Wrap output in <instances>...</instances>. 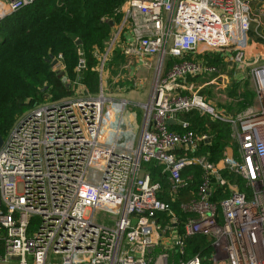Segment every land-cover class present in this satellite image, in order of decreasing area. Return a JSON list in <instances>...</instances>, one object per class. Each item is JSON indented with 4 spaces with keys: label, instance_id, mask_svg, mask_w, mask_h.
Here are the masks:
<instances>
[{
    "label": "built area",
    "instance_id": "obj_1",
    "mask_svg": "<svg viewBox=\"0 0 264 264\" xmlns=\"http://www.w3.org/2000/svg\"><path fill=\"white\" fill-rule=\"evenodd\" d=\"M0 1L1 20L36 0ZM254 1L124 0L121 28L132 40L123 57L142 67L159 58L139 134L127 102L103 85L120 30L102 54L96 92L34 105L3 141L0 264H264V66L251 71L254 105L233 118L191 82L218 72L195 62L198 49L258 64L245 62ZM219 78L204 85L226 87ZM188 114L230 124L235 153L217 165L198 154L208 136L178 119Z\"/></svg>",
    "mask_w": 264,
    "mask_h": 264
},
{
    "label": "trees",
    "instance_id": "obj_2",
    "mask_svg": "<svg viewBox=\"0 0 264 264\" xmlns=\"http://www.w3.org/2000/svg\"><path fill=\"white\" fill-rule=\"evenodd\" d=\"M123 2L36 0L0 20V138L3 141L18 118L34 105L71 95L60 74L51 68L58 56L64 72L73 80L81 52L86 68L80 81L88 92L94 93L95 52L103 50L111 24L119 20ZM195 115L180 116L197 135L207 134V141L199 143L198 154L217 165L230 146L229 130L226 124ZM146 166L153 168L152 164ZM199 172V168L191 170L194 179H198ZM196 246L194 243L193 250Z\"/></svg>",
    "mask_w": 264,
    "mask_h": 264
},
{
    "label": "crops",
    "instance_id": "obj_3",
    "mask_svg": "<svg viewBox=\"0 0 264 264\" xmlns=\"http://www.w3.org/2000/svg\"><path fill=\"white\" fill-rule=\"evenodd\" d=\"M0 5L2 6V3L0 1ZM253 22V20H252ZM121 16H119V20L116 21V23L111 24L110 26V31L108 33V37L106 39V41L103 44V50L101 52H95V56H96V67L94 68V71L96 72L97 75V83H96V87H95V91L96 92L98 90V72L97 70L100 68L101 65V57L102 54L104 53V51L106 50L107 47V43H109L110 39L114 36H116L120 30L121 32L118 34L117 36V43L116 45H114L111 49V53L108 55L107 59H106V63L103 67V81L104 84H106V82H111L112 79V75L113 74H109L110 72H113V69L115 68V66L117 64H119V69L121 67V65L123 66L124 69V74H126L127 78H125L124 82H122L119 87L121 88L120 91H115V92H111V93H107V94H111L110 97L116 99L119 96L126 94L127 92H129L132 89V85L134 84L135 86H138V89H135L136 91L140 90L142 87V85H144V81L143 80H139V78H136L137 76H135V72H137L138 70H141L140 67H142V65H140V60L137 58H131L130 61H127L126 58L123 57V55L125 54V52L127 51V43H129L132 39H131V34L129 32V30L126 28V26H123L121 28ZM124 29V30H123ZM247 39H248V52L249 54L246 55L245 58V62H249L250 64H252V60L256 59L258 60V64L256 65H252L250 66V68L245 67L240 64H236L234 61V54H227V53H219V54H211V53H201V50L198 49V52L195 55V62H198L202 65H211L214 66L218 72L215 75H206L204 76L205 78H209L212 77L213 79H218L223 78L224 82L226 84H229V81H234L235 83H240L244 84L245 81V77H246V73H245V69H248L249 72V76L251 77V71L252 68H254L255 66H264V27L257 24L256 28L254 27L252 32L250 34H248L247 32ZM81 54V52H78V55ZM159 61V58H153L151 60L148 61V67L147 68H151L153 64L157 63ZM51 64V68L52 70L55 72H58L60 74V78L62 80L64 79H68L69 82L67 83L66 87L69 88V91H76V90H87L84 86V84L80 81V77L76 76L75 79L71 80L68 78V75L64 72V66L61 64L60 61ZM169 63L166 64V68L165 70L169 67ZM233 66V67H232ZM146 68V69H147ZM145 69V68H144ZM143 74V71H140ZM203 77V78H204ZM219 78V79H220ZM77 79V81H76ZM202 79L200 78H195V79H191V82L193 84L194 87H197L199 85ZM78 85H75L73 83H76ZM112 83V82H111ZM152 85L150 86L149 89V94H148V99L147 102L149 101V95H150V91L152 88ZM197 85V86H196ZM222 85V84H221ZM209 86V85H208ZM209 87H213V86H209ZM223 87V86H222ZM134 90V89H133ZM116 94V95H114ZM125 101V100H123ZM146 102V103H147ZM249 102L251 103L250 106H253L255 103V97H252V99H249L248 102H246L245 104H241V106L245 107L249 105ZM144 103V104H146ZM237 103H239V100L237 101ZM248 103V104H247ZM128 104V103H127ZM131 106H129L131 110H133L134 108H137L138 111H131L132 114L134 112V115L136 114V119H137V114L138 117H140V113L141 109L139 108L141 105L144 104H140V103H130ZM248 106V107H250ZM219 110H223L221 109V107L217 108ZM223 112V111H222ZM236 113H243V112H236ZM234 114V113H233ZM239 114H235L233 117H236ZM183 116H178V119H182ZM196 117V115L194 116ZM19 119V118H18ZM18 121V120H17ZM16 121V122H17ZM139 124V122H137ZM16 124V123H15ZM140 126H138L136 129V135L138 136L139 131H140ZM170 128L172 129H176L175 128V124L174 123H170ZM139 129V131H138ZM230 131V130H229ZM237 145V144H236ZM236 151V150H235ZM235 151L233 153H235Z\"/></svg>",
    "mask_w": 264,
    "mask_h": 264
},
{
    "label": "rangeland",
    "instance_id": "obj_4",
    "mask_svg": "<svg viewBox=\"0 0 264 264\" xmlns=\"http://www.w3.org/2000/svg\"><path fill=\"white\" fill-rule=\"evenodd\" d=\"M121 10H122V7H120L119 11H121ZM252 20H253V22H252ZM257 24L260 25V28H261V26L264 27V3L254 1V2H252L250 14L248 16V25H247L248 34H250L252 32L254 27L256 28ZM156 58L157 57H155V59ZM123 66L124 65H121V67L119 69V64H117L115 66V68L113 69V72L109 73V74H113L112 79H111L112 83L106 82V84H103L104 88L106 89L105 90L106 94L111 93V92H115L116 87H118L120 89L119 85L125 81L124 79L126 78V74H124ZM242 67H243V65H242ZM146 68L147 67H140L141 70H138L137 72H135V76H137L136 78H139V80L144 81V85L141 86L142 88L140 90L136 91L135 89H138V86H133V88L129 92H127L126 94H123V95L119 96L118 98H116L117 100H125L128 103V105L126 106L127 111H130V109H131L129 107V106H131L130 103L144 104L147 102L149 89H150L151 84H153V80L156 76V71H155V64H153L151 68H147V69ZM248 68H250V67H248ZM140 71H143V74ZM245 73L247 75L244 79V81H245L244 84H241V82L235 83L234 81L230 80L229 84H227V86L225 87V86H223V84L221 85L220 81H218L217 83L219 84V86L217 89V86L216 87H209V86L204 85V83H207L211 79V77H209V78L206 77V78H204V80L199 81L200 83L197 84V85H199L198 89H195V90H198L199 95L207 98L208 101L210 100L211 104L215 108L221 107V109H223L222 111H223L224 116H228L230 118H233V116L235 114H239L236 112H245V110L248 108V106L251 105L250 102H249V105L245 106V107L241 106V104L248 102L249 99H252V97H255L256 89H255V86L253 85V83L251 81V77L249 76V72H248L247 68L245 69ZM103 83H104V81H103ZM114 95H116V94H114ZM67 97H69V96H66L63 98H67ZM63 98H60V99H63ZM238 100H239V103H237ZM54 101H56V100H54ZM133 110L138 111L137 108H134ZM133 110H131V111H133ZM131 111L126 114L127 121L132 119V115H134V112L132 114ZM137 120H138V122H140V118L138 117V114H137L136 121ZM203 120H207V119L203 118ZM138 125L139 124L137 123V126ZM229 125L230 124H226V126H227L226 128H228L227 131L230 130ZM138 131H139V129H138ZM228 135H229V140L231 143L229 144L230 146L228 148H226L227 154L233 153L236 150V140H235L234 134L231 133L230 131H228ZM98 217L99 218L104 217L103 219H107L106 216H102L100 214L98 215Z\"/></svg>",
    "mask_w": 264,
    "mask_h": 264
},
{
    "label": "water",
    "instance_id": "obj_5",
    "mask_svg": "<svg viewBox=\"0 0 264 264\" xmlns=\"http://www.w3.org/2000/svg\"><path fill=\"white\" fill-rule=\"evenodd\" d=\"M255 1L260 2V3H264V0H255ZM53 63H55V62H53ZM2 144H3V140L0 138V147Z\"/></svg>",
    "mask_w": 264,
    "mask_h": 264
},
{
    "label": "bare ground",
    "instance_id": "obj_6",
    "mask_svg": "<svg viewBox=\"0 0 264 264\" xmlns=\"http://www.w3.org/2000/svg\"><path fill=\"white\" fill-rule=\"evenodd\" d=\"M2 7H3V6L0 5V9H1V10H2Z\"/></svg>",
    "mask_w": 264,
    "mask_h": 264
}]
</instances>
